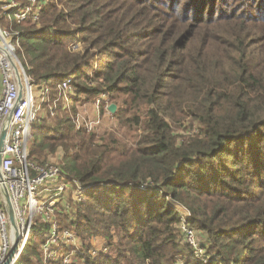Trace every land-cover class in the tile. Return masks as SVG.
I'll use <instances>...</instances> for the list:
<instances>
[{"label":"trees","instance_id":"1","mask_svg":"<svg viewBox=\"0 0 264 264\" xmlns=\"http://www.w3.org/2000/svg\"><path fill=\"white\" fill-rule=\"evenodd\" d=\"M146 1L44 0L38 21L0 16L18 34L30 82L50 89L29 157L60 147L63 176L85 187L73 217L60 220L80 237L83 264H176L181 255L183 264H264V47L252 29L264 23V0L217 14L222 0H185L187 12L178 0H151L167 7L160 14ZM163 19L180 25L163 29ZM205 26L213 32L200 38ZM67 77L73 91L55 104ZM101 93L116 104L118 128L76 129L77 98ZM54 105L60 114L46 126ZM187 119L196 126L185 135ZM120 131L140 134L132 145ZM184 219L204 238L201 259L183 240ZM45 231L36 219L15 264H43ZM91 238L113 255H93Z\"/></svg>","mask_w":264,"mask_h":264},{"label":"built area","instance_id":"2","mask_svg":"<svg viewBox=\"0 0 264 264\" xmlns=\"http://www.w3.org/2000/svg\"><path fill=\"white\" fill-rule=\"evenodd\" d=\"M43 3L44 0H25L22 3L17 0H0V16L7 19L14 18L17 22L26 19L38 21ZM0 45L16 61L15 51L19 47L18 34L3 26L1 21ZM17 65L19 66L18 63ZM19 69L23 82V96L11 115L1 159L2 179L14 209L19 236L23 243L18 253L20 255L31 227L39 218L46 226L41 244L43 264L59 260L61 264H72V256L82 254L79 249H76L79 244L78 238L72 230L57 220L56 215L63 214L72 217L73 204L83 199L85 187L77 181L63 176L60 166L39 165L30 159L29 142L32 127L41 112L42 105L49 102L50 89L45 85L32 84L24 67L22 69L19 66ZM56 88L55 104L60 99H64L67 94L72 93V79L67 77L61 80ZM18 93L19 89L10 60L0 51V132ZM108 99L105 93H101L95 99L96 119L83 117L80 122L76 121L79 122V128L86 131L93 129L96 122L101 120L100 105L107 102ZM54 108L55 105L51 108V115L54 113ZM184 224L188 223L182 220L179 225L183 240L192 248H196L194 230ZM12 236V229L0 195V263L6 259ZM62 246L69 247L70 251L59 258L56 251L60 250ZM198 249L201 257L204 251L202 248Z\"/></svg>","mask_w":264,"mask_h":264},{"label":"rangeland","instance_id":"3","mask_svg":"<svg viewBox=\"0 0 264 264\" xmlns=\"http://www.w3.org/2000/svg\"><path fill=\"white\" fill-rule=\"evenodd\" d=\"M243 1H245V0H222V2L221 1H217L216 2V5L217 6H219V8L220 9H218V10H216V14L219 12V11H224V12H229L230 11V9H233V8H235L234 6L235 5H238V4H240V3H242ZM254 1L255 0H250L249 1V6L246 8V9H248V8H252L253 7V4H254ZM178 2H180V4H175V6L177 5V8L180 10V11H182V12H184V11H189V7H188V5H187V2L188 1H186L185 2V0H178ZM223 2H227V5H225V3H223ZM144 5H146V6H150L151 8H153V10L152 11H155L156 13H157V10L159 9L160 11H158V14H160V12L164 9V8H167L166 6H164L163 8H162V6L160 5V3H157V1H151V0H147L146 1V3H144ZM121 9H124V7L122 6V8ZM248 11V13H251L252 14V10L250 11V10H247ZM134 17H135V19H137V20H140L141 19V16H140V13L138 14V13H136V14H134L133 15ZM163 21V23H165L166 25L164 26V28L163 29H165V28H169L171 25L173 26V27H175L176 28V25H180L179 24V22H173V21H171V20H162ZM180 27H183V26H180ZM220 28H230V25H224V24H222L221 26H220ZM259 28V29H258ZM258 28H253V26H252V29L254 30L255 29V41L256 42H259V43H261V46L262 47H264V23L263 24H261V26L260 27H258ZM212 32H213V30H212V27L211 26H208V27H204L202 30H201V35H200V38L201 37H204L205 35H210V34H212ZM78 43H80V41L78 42ZM37 96V95H36ZM112 102H109V99L107 100V102H105V103H102L101 105H100V122H96V124L93 126L94 128L93 129H91L90 131H93V132H95L97 135H99V134H102V133H104V132H111V131H114V129H117L118 128V125H117V122H116V119H115V117H114V113L116 112V110L114 111V112H110L109 111V109H108V107H109V105L111 104ZM75 105H76V107H75V110H76V116H75V120H74V122H75V127H76V129H81V128H79L80 126L78 125V123L80 122V120L83 118V117H85V118H91V119H96V115H95V113H96V108H95V100L94 101H84V99H83V95H80L78 98H77V100H76V102H75ZM41 110H42V116H44V115H46V111H45V108H41ZM57 114H60L59 112H57V113H55V115H50L49 116V118L48 119H45L44 121H43V123L45 122V125L46 126H53L54 124H55V122H56V118H55V116L57 115ZM77 119V120H76ZM76 121H79V122H76ZM77 123V124H76ZM183 126V127H182ZM195 123H191L190 122V120L189 119H187V120H184V123L179 127V131L182 133V134H185V135H187V134H190L193 130H194V128H195ZM182 127V128H181ZM119 135H122L124 138H126V141H128V143L129 142H132V143H130V144H134V142H133V140H132V138L133 137H136L137 135H139L140 134V132H135V131H133V132H130L129 133V135L128 136H126V134L127 133H125V132H122V131H120L119 133H118ZM33 139V131L31 132V136H30V142H29V146H31V144H32V140ZM35 150L37 151L35 154H34V156H33V161H35L37 164H39V165H44V164H52V165H60V163H61V158H62V149L60 148V147H58L55 151H49L47 148L46 149H44V150H41L40 148H38V146H36L35 147ZM32 160V159H31ZM264 177V176H263ZM183 211V212H182ZM178 212L180 213V215H182L183 217L187 214V211L185 210V209H183V208H179V210H178ZM72 217H73V214H72ZM56 218H57V220H62V215L61 214H57L56 215ZM63 221V220H62ZM184 222H185V219H184ZM62 223H64V225H66L65 224V222H62ZM184 225H186V226H188V227H190L191 229H193L194 230V233H195V243H196V248H193V249H195V255H194V257L195 258H198V259H201L200 258V255H199V252H198V248H201V247H199L198 246V248H197V244L199 243V241H202V240H204V238H203V236H201L199 233H198V231L193 227V226H191L189 223L188 224H184ZM69 227V226H68ZM69 229L70 230H72L73 231V233H75V231L72 229V228H70L69 227ZM76 234V233H75ZM77 238H78V240H77V242H79V244H78V248H76L77 250L79 249L81 252H82V254L84 253V250H83V247H81L82 246V244H81V241H80V237H78L77 236ZM90 244L92 245V250H91V253L93 254V252H95V254L100 250V251H103L104 253H111L112 255H113V251L112 250H110V249H107L104 245H103V243H102V241L100 240V239H96V238H91L90 239ZM199 245V244H198ZM191 247V246H190ZM63 248H68V251H70V248L69 247H64V246H62L61 247V249H63ZM60 249V250H61ZM60 250H58V251H56V254L58 255V257L60 258L61 257V255H63L64 253H62ZM204 253H205V251L203 252V257H205V255H204ZM66 254V253H65ZM64 254V255H65ZM95 254H93V255H95ZM63 255V256H64ZM79 255H81V253L79 254ZM62 256V257H63ZM185 255H181V256H175L176 258V260H177V262H176V264H183V261H182V258L184 257ZM182 257V258H181ZM71 262H72V264H83L84 262H83V260H81V258L78 256V254H76V255H74V256H72V259H71ZM45 264H57V261H48L47 263H45Z\"/></svg>","mask_w":264,"mask_h":264},{"label":"water","instance_id":"4","mask_svg":"<svg viewBox=\"0 0 264 264\" xmlns=\"http://www.w3.org/2000/svg\"><path fill=\"white\" fill-rule=\"evenodd\" d=\"M0 51H2L10 60L11 66H12L13 71H14L15 80L17 82L18 89H19L18 97H17L10 113L6 117V119L2 125V128H1V132H0V195L2 197L4 209L6 211L8 222H9L10 228L12 229V233H13L12 241H11L6 259L4 260V262H2L0 264H15L16 260L19 257L18 251L22 248L23 243H22V239L19 236V231H18V226H17L15 214H14V209H13L9 194L7 192L6 186H5L3 179H2L1 159H2L4 142H5V138H6V134H7L11 115H12L14 109L16 108L17 104L21 101V98L23 96V82H22V77H21V73H20V69H19V66L22 69H23V66H22L20 60L17 58V56H15V59H16L17 63L19 64V66H18L16 61L11 57V55L1 45H0ZM108 109L110 112H114L116 110V104L111 103L109 105Z\"/></svg>","mask_w":264,"mask_h":264}]
</instances>
